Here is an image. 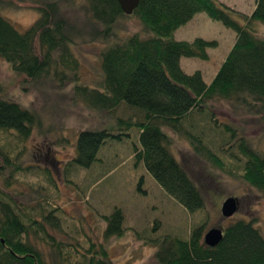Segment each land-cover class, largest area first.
<instances>
[{
	"label": "trees",
	"instance_id": "obj_1",
	"mask_svg": "<svg viewBox=\"0 0 264 264\" xmlns=\"http://www.w3.org/2000/svg\"><path fill=\"white\" fill-rule=\"evenodd\" d=\"M86 4L90 19L99 26L91 39L105 44L100 54L102 77L94 87L81 83L80 61L72 49V28L58 1L31 4L39 18L25 31L0 13V58L13 72L34 87L52 82L61 89L73 82L76 99L91 110L107 113L109 123L105 127L79 133L73 162L90 167L107 139H120L124 135L120 131L135 129L143 147L158 142L169 150L174 134L187 140L194 153L212 167L232 175L206 135L192 131L195 113L205 118L211 114L214 126L230 137L229 146L238 141L237 148L244 157L240 177L264 197V151L255 148L242 129L215 117L216 103L229 102L252 115L264 130V37L257 28L264 25V0H256L250 15L219 0H140L131 14L123 11L118 0H86ZM201 12L236 33L234 45L210 83L200 71L186 73L181 58L208 60V49L216 47L217 41L174 37ZM127 17L136 18L141 31L119 37L115 26ZM7 92L0 84V129L16 131L25 140L37 125V117L7 98ZM120 110L132 114L125 117L118 114ZM134 150L138 161L149 157L138 146ZM21 171L17 160L0 148V182L4 181L0 184V264H114L108 242L125 232L122 209L103 216V243L90 242L73 257L64 254L52 239L48 260L31 239L36 233L33 225L46 233L43 224L37 219L27 222L1 189V185L10 188L13 173ZM43 217L47 220L49 216ZM158 226L159 222L153 229ZM203 228L193 227L186 239L163 234L143 240L156 248V264H264V235L254 220L241 218L228 224L216 246L204 242Z\"/></svg>",
	"mask_w": 264,
	"mask_h": 264
},
{
	"label": "rangeland",
	"instance_id": "obj_2",
	"mask_svg": "<svg viewBox=\"0 0 264 264\" xmlns=\"http://www.w3.org/2000/svg\"><path fill=\"white\" fill-rule=\"evenodd\" d=\"M36 1L60 3L72 28V49L80 61L81 83L94 87L102 77L100 54L105 44L91 39L99 26L90 19L86 0H0V13L25 31L39 18L38 11L31 8ZM219 1L246 15L256 5V0ZM236 18L240 20L238 15ZM257 28L264 37V25ZM115 30L119 37H127L140 32L141 25L136 18L127 17L117 23ZM174 37L184 41H217L216 47L208 49V60L181 58L186 73L200 71L205 82L210 83L234 45L236 33L201 12L179 28ZM0 84L8 91L7 98L37 117V125L25 140L16 131L0 129V148L22 167L21 172L13 173L12 186L1 185V189L27 222L37 219L43 224L46 233L33 225L36 233L31 239L48 260L53 240L60 244L64 254L73 257L90 242L103 243V216L116 208L123 211L125 232L108 242L114 264H156V248L145 244L144 237L174 234L186 239L198 225L204 226L205 234L243 218L254 220L264 235V197L240 177L244 157L237 148L238 141L229 146L230 137L214 126L211 114L205 118L195 113L192 131L206 135L232 175L212 167L194 153L187 140L174 134L169 150L158 142L143 147L135 129L120 131L124 134L120 139H107L95 162L86 168L73 162L78 135L85 129L105 127L109 123L106 112L91 110L76 99L73 82L61 89L52 82L31 86L1 58ZM216 106L219 122L242 129L253 146L264 151V130L252 115L229 102ZM118 114L126 117L132 112L120 110ZM135 146L149 157L138 161ZM10 172L1 175V180ZM228 197H235L239 204L231 218L223 217L221 211ZM44 215L49 216L47 220Z\"/></svg>",
	"mask_w": 264,
	"mask_h": 264
},
{
	"label": "water",
	"instance_id": "obj_3",
	"mask_svg": "<svg viewBox=\"0 0 264 264\" xmlns=\"http://www.w3.org/2000/svg\"><path fill=\"white\" fill-rule=\"evenodd\" d=\"M123 11L126 14H131L133 10L138 6L140 0H118ZM238 200L235 197H228L223 202L221 211L225 218L233 217L238 210ZM224 236V229L213 228L204 234V242L208 246H216L220 243Z\"/></svg>",
	"mask_w": 264,
	"mask_h": 264
},
{
	"label": "crops",
	"instance_id": "obj_4",
	"mask_svg": "<svg viewBox=\"0 0 264 264\" xmlns=\"http://www.w3.org/2000/svg\"><path fill=\"white\" fill-rule=\"evenodd\" d=\"M179 30V29H178Z\"/></svg>",
	"mask_w": 264,
	"mask_h": 264
}]
</instances>
